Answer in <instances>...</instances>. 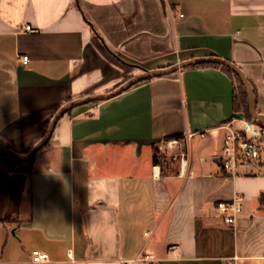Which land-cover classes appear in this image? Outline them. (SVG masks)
<instances>
[{
  "label": "crops",
  "instance_id": "1",
  "mask_svg": "<svg viewBox=\"0 0 264 264\" xmlns=\"http://www.w3.org/2000/svg\"><path fill=\"white\" fill-rule=\"evenodd\" d=\"M210 55L242 68L264 113V0H0V135L26 153L66 102ZM234 85L192 64L69 110L14 170L0 148V264H124L146 248L160 258L146 264H264L263 153L256 173L219 161L222 126L245 116ZM171 136L188 139L193 177H162L153 162ZM237 194L232 225L214 206Z\"/></svg>",
  "mask_w": 264,
  "mask_h": 264
},
{
  "label": "built area",
  "instance_id": "2",
  "mask_svg": "<svg viewBox=\"0 0 264 264\" xmlns=\"http://www.w3.org/2000/svg\"><path fill=\"white\" fill-rule=\"evenodd\" d=\"M169 13L171 16L174 15L172 9L169 10ZM24 30L33 32L35 28L29 23L24 26ZM21 59L24 63L28 62L27 55L21 56ZM222 127L224 135L219 159L221 167L233 174H237L242 168L246 169L248 173L258 172L261 167V156L264 148V122L240 115L231 118ZM178 141V138L173 137L167 142L168 145H173ZM186 162L187 160L183 163L184 172L187 166ZM189 175L194 176L192 169H190ZM244 207V197L237 194L230 200L218 201L214 209L228 224L234 225L244 213ZM32 255L33 261H44L48 258V254L40 250H34ZM239 258L237 255L229 257L223 264H238ZM151 259L149 254L141 253L131 259V264H142Z\"/></svg>",
  "mask_w": 264,
  "mask_h": 264
},
{
  "label": "water",
  "instance_id": "3",
  "mask_svg": "<svg viewBox=\"0 0 264 264\" xmlns=\"http://www.w3.org/2000/svg\"><path fill=\"white\" fill-rule=\"evenodd\" d=\"M199 63H219V64H223L229 67L234 72H236L247 90L248 99H249V107H250L252 117L257 119L258 121L264 122V113L258 111L257 109L258 100L256 97L254 86L252 85L251 81L247 78L242 68L227 58L220 57L217 55H210V56L195 57V58H191L188 60H184V61L178 62L166 68L145 69L141 73L135 76H132L131 78H129L128 80L123 82L120 86H118L117 88H115L114 90L110 92L102 93V94L87 95V96H82L76 99H72L66 102L63 106H61L58 109V111L54 114L51 121L49 122L45 135L28 152L20 153L12 149L6 143V141L1 135H0V148L7 156H10L20 161H28L32 159L36 155V153L40 149L43 148V146L49 143L52 133L55 129L56 123L69 110L75 108L76 106L86 104L89 102L103 101V100L112 98L130 89L131 87H133L134 85H136L137 83L141 81L152 79L155 77L164 76L166 74L176 72L183 67H186L192 64H199Z\"/></svg>",
  "mask_w": 264,
  "mask_h": 264
},
{
  "label": "rangeland",
  "instance_id": "4",
  "mask_svg": "<svg viewBox=\"0 0 264 264\" xmlns=\"http://www.w3.org/2000/svg\"><path fill=\"white\" fill-rule=\"evenodd\" d=\"M238 87L240 86L239 81H237ZM173 139V137H169V138H164L163 140H159L158 142H156V146H155V150L159 151V159H160V167H161V176L165 177L169 174H175L178 177L187 179L190 178L191 176L189 175V171L191 168V160H190V150H189V141L186 137H178V143H175L173 145H168V140ZM130 152V151H129ZM263 157H264V148H263ZM130 156V155H129ZM187 160V166H186V170L185 172L183 171V163ZM133 161H136V159H130ZM179 166V167H177ZM178 169V170H177ZM177 170V171H176ZM211 170H215V167H212ZM217 171H220V168L217 167L216 168ZM238 173H248L246 169L242 168L239 170ZM237 173V174H238ZM154 234V232L152 233L150 230H146L145 231V235L147 237H151ZM175 245L174 244H170L168 245V251H172L174 252L175 250ZM150 254L151 252H149L146 249L140 251L138 254L130 257L128 260H124V264H131V259L138 256L139 254ZM152 258L156 259H160L159 257H155L154 255H151ZM147 261L143 262L142 264H146Z\"/></svg>",
  "mask_w": 264,
  "mask_h": 264
},
{
  "label": "trees",
  "instance_id": "5",
  "mask_svg": "<svg viewBox=\"0 0 264 264\" xmlns=\"http://www.w3.org/2000/svg\"><path fill=\"white\" fill-rule=\"evenodd\" d=\"M203 64V63H202ZM214 65H218L220 66L223 70H225L226 72H228L234 79V82H235V85H234V93H233V104H234V109L235 111L239 112H243L245 114V116L249 119L253 118L252 115H251V111H250V107H249V99H248V94H247V90L244 86V84L242 83L240 77L238 76V74L236 72H234L232 69H230L229 67L223 65V64H219V63H213ZM150 80V79H148ZM146 81V80H144ZM144 81H141V82H144ZM237 81H239L240 83V86L238 87V84H237ZM139 82V83H141ZM138 84V83H137ZM98 101H93L91 103H96ZM49 125V123H48ZM48 125L46 126V128L44 129V134L46 133L47 131V128H48ZM171 137H176L178 138V136H171ZM47 145V144H46ZM45 145V146H46ZM43 146V148L45 147ZM159 151L158 150H155L154 153H153V162L156 163V164H161L160 162V157H159ZM13 164H12V167L11 169L14 170V166L17 164V163H21V161L19 160H16V159H13ZM34 159V157L29 160L32 161Z\"/></svg>",
  "mask_w": 264,
  "mask_h": 264
}]
</instances>
